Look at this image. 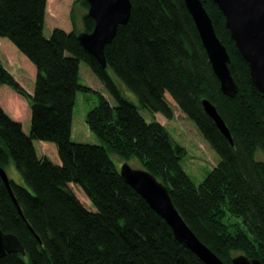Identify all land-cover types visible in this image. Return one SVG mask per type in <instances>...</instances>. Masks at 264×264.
I'll return each instance as SVG.
<instances>
[{
	"label": "trees",
	"instance_id": "16d2710c",
	"mask_svg": "<svg viewBox=\"0 0 264 264\" xmlns=\"http://www.w3.org/2000/svg\"><path fill=\"white\" fill-rule=\"evenodd\" d=\"M78 1L86 8L82 29L73 13L71 31L56 27L47 37L48 0H0V36L37 68L30 93L0 61V85L11 86L31 105L27 132L0 104V165L7 171L14 164L26 183L9 177L18 206L0 176V227L19 236L26 251L8 253L0 264H206L122 178L114 155L123 161L137 158L162 180L186 222L225 264L238 253L264 262V93L219 5L202 0L231 56L238 83L234 96L223 92L185 0H131L128 23L106 45L105 68L77 38L95 26L87 0ZM83 60L116 101L98 93L87 114L100 143L72 139L78 92L91 90L80 81ZM168 94L221 157L200 183L183 165L186 146L166 125L142 113L147 108L173 118ZM203 99L216 105L232 142ZM35 139L55 142L61 162L39 154Z\"/></svg>",
	"mask_w": 264,
	"mask_h": 264
},
{
	"label": "water",
	"instance_id": "95a60500",
	"mask_svg": "<svg viewBox=\"0 0 264 264\" xmlns=\"http://www.w3.org/2000/svg\"><path fill=\"white\" fill-rule=\"evenodd\" d=\"M226 17V25L231 31L237 47L249 62L250 72L255 85L264 93V0H214ZM89 15L95 26L91 32L81 31L77 38L80 44L91 53L102 67H107L105 48L117 34L121 24L128 23L131 0H87ZM203 44L208 52L213 69L221 82L223 92L234 96L238 91L229 63L231 56L226 45L218 36L213 20L202 0H185ZM207 113L214 119L223 134L232 142V134L215 104L203 99ZM122 178L141 194L171 226L175 237L190 248L206 264H225V262L207 246L186 222L173 202L168 186L150 170L135 167L129 161L120 165ZM0 176L18 205L10 183L9 175L0 165ZM19 206V205H18ZM20 213H22L19 208ZM11 252L26 254L25 247L15 233L5 232L0 227V258ZM232 264H264L258 258L244 253L236 254Z\"/></svg>",
	"mask_w": 264,
	"mask_h": 264
},
{
	"label": "rangeland",
	"instance_id": "374dc122",
	"mask_svg": "<svg viewBox=\"0 0 264 264\" xmlns=\"http://www.w3.org/2000/svg\"><path fill=\"white\" fill-rule=\"evenodd\" d=\"M85 11L86 8L78 0H48L44 34L47 37L51 36L56 27L71 31L73 29V13L81 30L82 14ZM0 61L28 92L33 93L37 72L35 64L8 37L4 36H0ZM117 80L119 81L118 78ZM80 81L90 86L91 90L78 92L74 107L72 139L77 142L100 143V138L87 123V114L98 103V93L105 95L112 104H115L116 101L101 79L84 60L80 63ZM124 92L133 102L140 105L134 92L125 87ZM167 96L174 107L173 118H167L160 112L153 114L147 108H143L142 113L147 120H157L166 125L175 139L186 146L188 155L184 159L183 165L194 181L200 183L217 165L221 157L199 131L194 121L181 111L169 94ZM0 104L11 117L22 123L25 131H30L31 105L26 97L11 86L1 84ZM34 143L39 154H45L55 162H61L55 142L35 139ZM114 158L119 164L123 162V159L117 155H114ZM129 162L135 167H143L137 158H132ZM7 173L16 182L26 184L14 164H9ZM72 186L79 198L91 206L82 189L75 184Z\"/></svg>",
	"mask_w": 264,
	"mask_h": 264
},
{
	"label": "bare ground",
	"instance_id": "6f19581e",
	"mask_svg": "<svg viewBox=\"0 0 264 264\" xmlns=\"http://www.w3.org/2000/svg\"><path fill=\"white\" fill-rule=\"evenodd\" d=\"M6 232V231H5ZM198 256V255H197Z\"/></svg>",
	"mask_w": 264,
	"mask_h": 264
}]
</instances>
